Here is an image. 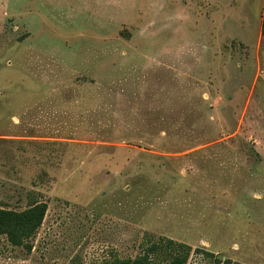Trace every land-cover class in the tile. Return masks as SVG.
I'll use <instances>...</instances> for the list:
<instances>
[{"label":"rangeland","instance_id":"374dc122","mask_svg":"<svg viewBox=\"0 0 264 264\" xmlns=\"http://www.w3.org/2000/svg\"><path fill=\"white\" fill-rule=\"evenodd\" d=\"M38 201L0 264H264V0H0V208Z\"/></svg>","mask_w":264,"mask_h":264},{"label":"trees","instance_id":"16d2710c","mask_svg":"<svg viewBox=\"0 0 264 264\" xmlns=\"http://www.w3.org/2000/svg\"><path fill=\"white\" fill-rule=\"evenodd\" d=\"M47 210V204L40 201L32 203L21 212L0 208V236H5L12 246L32 251V239L41 228ZM179 250H183V252L174 256L171 264H187L191 248L171 239L152 242L143 250L142 254L135 258L117 259L114 264H158L159 252L165 251L166 254H171Z\"/></svg>","mask_w":264,"mask_h":264}]
</instances>
